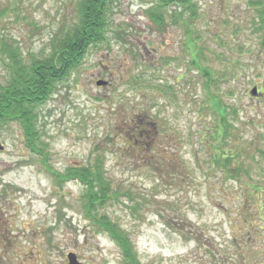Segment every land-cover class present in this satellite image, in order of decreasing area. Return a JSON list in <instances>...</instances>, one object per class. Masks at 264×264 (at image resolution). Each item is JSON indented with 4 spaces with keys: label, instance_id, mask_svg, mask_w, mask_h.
Listing matches in <instances>:
<instances>
[{
    "label": "rangeland",
    "instance_id": "374dc122",
    "mask_svg": "<svg viewBox=\"0 0 264 264\" xmlns=\"http://www.w3.org/2000/svg\"><path fill=\"white\" fill-rule=\"evenodd\" d=\"M81 1L0 0V44L19 47L26 63L45 57ZM257 1L196 0L194 17L173 4L163 26L147 14L156 0L113 1L105 40L37 107L35 146L20 121H0V264H64L70 252L86 264H133L102 217L138 264H264ZM11 65L0 52V85ZM224 119L235 127L225 144ZM223 151H239V171L214 163ZM78 165L107 182L109 197L90 214L86 185L66 175ZM236 242L245 259L233 256Z\"/></svg>",
    "mask_w": 264,
    "mask_h": 264
},
{
    "label": "trees",
    "instance_id": "16d2710c",
    "mask_svg": "<svg viewBox=\"0 0 264 264\" xmlns=\"http://www.w3.org/2000/svg\"><path fill=\"white\" fill-rule=\"evenodd\" d=\"M114 0H82L79 7V17L77 22L70 27H63L53 37L52 50L45 57H32L29 63L23 62L19 47H9L5 39L0 44V52H10L12 75L6 85H0V121L16 119L20 121L28 134L30 146H35L34 133H37V126L34 123L35 111L37 107L45 103L56 91L58 84L64 81L73 70H75L84 60L87 52L92 45L105 40L108 29V16ZM173 4H179L184 9H190L191 16L197 14L196 0H156V5L147 9L149 18L163 26L166 24L162 9ZM257 16L260 24L264 25V0L257 1ZM179 12V20L189 27L190 21L186 20ZM191 33L193 29L188 28ZM193 40V37L189 38ZM37 117V116H36ZM35 118V119H34ZM227 120V119H226ZM224 119V133L220 135L219 143L225 144L228 138L233 137V133L225 131L234 129L233 123ZM229 140V139H228ZM221 145V144H220ZM223 145L222 147H224ZM222 149V148H221ZM233 153L222 152L215 155L214 163L222 165L225 170L231 168L233 171L241 169L239 151ZM234 160V163L232 162ZM96 167H100L97 165ZM69 169V170H68ZM66 175L69 178H77L86 185L85 210L90 214L97 206L103 204L109 197L107 182L100 169L92 170V167L72 166L68 168ZM252 190V188H250ZM98 220V218H97ZM241 217L238 223H241ZM100 226L107 228L111 235L123 246L133 264H138L134 255L130 253V247L125 237L121 236L118 228L104 217L98 220ZM243 228V226H242ZM118 230V231H117ZM243 234L246 228L242 230ZM245 237V235H243ZM239 239L238 237H235ZM239 245L240 242H236ZM243 245L237 246L235 258L245 259L242 251Z\"/></svg>",
    "mask_w": 264,
    "mask_h": 264
},
{
    "label": "water",
    "instance_id": "95a60500",
    "mask_svg": "<svg viewBox=\"0 0 264 264\" xmlns=\"http://www.w3.org/2000/svg\"><path fill=\"white\" fill-rule=\"evenodd\" d=\"M106 83L107 82L106 81H103V80L97 81V85H104ZM256 91L257 90L255 88L253 92L256 93ZM3 148H4V146L0 143V149H3ZM68 259H70V264H82V263H80V262L77 261L78 257H77V255L74 252H70L68 254Z\"/></svg>",
    "mask_w": 264,
    "mask_h": 264
},
{
    "label": "flooded vegetation",
    "instance_id": "af4514ba",
    "mask_svg": "<svg viewBox=\"0 0 264 264\" xmlns=\"http://www.w3.org/2000/svg\"><path fill=\"white\" fill-rule=\"evenodd\" d=\"M78 262L82 263V264H86L84 261H82L81 259H77ZM48 264V263H45ZM64 264H70V259H65Z\"/></svg>",
    "mask_w": 264,
    "mask_h": 264
}]
</instances>
